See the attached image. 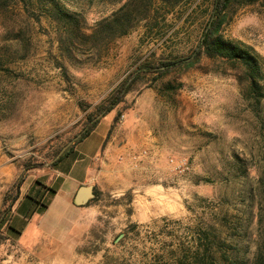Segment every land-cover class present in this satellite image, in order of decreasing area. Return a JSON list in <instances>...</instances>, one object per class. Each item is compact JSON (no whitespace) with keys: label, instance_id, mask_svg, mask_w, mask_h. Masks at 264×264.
Instances as JSON below:
<instances>
[{"label":"rangeland","instance_id":"obj_1","mask_svg":"<svg viewBox=\"0 0 264 264\" xmlns=\"http://www.w3.org/2000/svg\"><path fill=\"white\" fill-rule=\"evenodd\" d=\"M56 1L67 18L49 12L52 0H0V179H11L3 195L29 157L48 161L51 147L81 132L80 102L99 103L146 58L187 55L212 3ZM219 34L251 46L264 76V0L232 5ZM260 81L262 97L243 68L206 55L139 79L104 121L102 153L110 146L117 161H94L89 186L101 194L71 233L75 248L45 253L51 264L172 263L197 225L213 226L233 259L264 264ZM5 251L12 257L0 254V264L28 257L12 243Z\"/></svg>","mask_w":264,"mask_h":264},{"label":"trees","instance_id":"obj_2","mask_svg":"<svg viewBox=\"0 0 264 264\" xmlns=\"http://www.w3.org/2000/svg\"><path fill=\"white\" fill-rule=\"evenodd\" d=\"M260 0H212L209 19L203 27L198 42L187 55H175L160 57L157 59L146 58L131 71L104 99L92 105L84 102L79 107L85 114L84 125L80 137L59 157L60 151L72 139L63 146L51 147L48 161L40 162L32 155L24 163L23 172L19 179L4 193L0 209V246L7 240L16 244L23 229L15 228L11 224L13 215L17 214L26 201L29 202V210L26 218L34 214H43L49 208L52 199L57 194L56 185H51L49 179L53 171L66 158L73 149L87 139L100 125L102 120L115 111L126 100L131 93L133 85L141 78L150 75L164 76L172 70L182 66L194 64L203 55L209 58H220L237 68H243L246 72V80L249 82V89L256 96L262 97L261 81L263 80L262 57L249 45L241 42L225 40L219 33L227 19V11L235 3L252 4ZM50 13L55 12L62 18H67L65 8L61 3L52 0ZM259 102V98H257ZM118 113L115 123L119 120ZM32 178L34 187H38L35 194H31L30 188L23 193V186L26 181ZM264 195V181L261 186ZM100 191L94 188V197L88 202H93L100 195ZM227 246V247H226ZM186 254L180 255L176 261L167 264H243L233 259L225 248H231L221 241L211 225H197L196 233L191 247H185ZM259 260V259H258ZM259 264H262L259 260Z\"/></svg>","mask_w":264,"mask_h":264},{"label":"crops","instance_id":"obj_3","mask_svg":"<svg viewBox=\"0 0 264 264\" xmlns=\"http://www.w3.org/2000/svg\"><path fill=\"white\" fill-rule=\"evenodd\" d=\"M105 118L97 129L87 139L78 144L62 160L58 168L53 171L49 183L56 185L57 194L52 199L47 211L43 214L36 213L27 219L26 214L29 210V202L26 201L18 213L13 215L11 224L15 228L23 229L15 245L26 251L27 254L25 256L31 257H22L17 260V264H51V257L53 256H46L45 253L51 252L54 246L63 247L65 251L67 246H69V251L75 248L74 241L76 237H72L73 234L71 233L73 229L75 231L76 228H82L85 222L84 218L89 214V211H87L89 210V206H87L89 201L83 205H76L75 198L81 187L89 186V182L96 179V176L93 175L95 171L94 161H101L102 164H106L109 161L111 163V158L117 161V156H113L110 146L108 148L110 150L102 153L111 124L108 121L104 125ZM103 126L104 128L100 131ZM138 167L141 168V165L139 164ZM3 172L6 171L3 170ZM104 173L106 171L102 169L100 175ZM111 174L114 178H119L117 173L111 172ZM10 180V178H1L0 189H6ZM92 187L94 188V186ZM24 188V193L30 188L31 194H35L38 189L37 186L34 187L32 178L26 181ZM2 199L3 194H0V209ZM10 243L12 241L7 240L5 244L0 246V254H8L5 251V247L10 246ZM8 257L10 259L12 256L8 254Z\"/></svg>","mask_w":264,"mask_h":264},{"label":"water","instance_id":"obj_4","mask_svg":"<svg viewBox=\"0 0 264 264\" xmlns=\"http://www.w3.org/2000/svg\"><path fill=\"white\" fill-rule=\"evenodd\" d=\"M80 135H78L76 138L72 139L67 145L63 147V149L60 151L57 158H59L78 138ZM94 188L92 186H83L80 188L76 198H75V204L76 205H83L90 201L94 197Z\"/></svg>","mask_w":264,"mask_h":264}]
</instances>
